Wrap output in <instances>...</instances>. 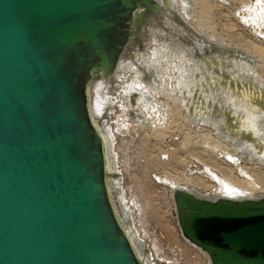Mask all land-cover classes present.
I'll list each match as a JSON object with an SVG mask.
<instances>
[{"label":"water","instance_id":"obj_1","mask_svg":"<svg viewBox=\"0 0 264 264\" xmlns=\"http://www.w3.org/2000/svg\"><path fill=\"white\" fill-rule=\"evenodd\" d=\"M109 7L0 0V264H132L110 240L70 67L110 23ZM186 228L215 264H264V213L193 217Z\"/></svg>","mask_w":264,"mask_h":264},{"label":"bare ground","instance_id":"obj_2","mask_svg":"<svg viewBox=\"0 0 264 264\" xmlns=\"http://www.w3.org/2000/svg\"><path fill=\"white\" fill-rule=\"evenodd\" d=\"M178 2L185 8L190 3L189 0H110L112 13L106 15L112 17L110 23L105 22L88 45L81 43V50L78 47L70 62L76 77L72 83L79 92V117L86 126L88 154L96 169L101 208L102 211L105 208L112 234L110 240L116 245L124 243L132 264H163L165 259L153 250V245L159 250L157 239L152 238L148 245L141 236L135 213L126 201L122 172L126 162L115 146L118 131L107 121L117 108L122 115L117 116L115 127L123 125L121 131L127 133L132 123L150 124L148 113L155 110L158 115L162 111L159 123L167 120L164 108L169 104L156 99L157 95H165L181 104L189 114L186 118L214 128V133L236 149V154H226L230 164H264V85L241 69L248 61L237 47L226 53L214 50L194 63L182 45L168 46L164 39L166 31L175 30L171 28L182 17ZM240 5L237 19L264 43V0H247ZM150 46L156 50L151 51ZM259 51L264 55V49ZM142 98L147 101L143 102ZM152 122L153 126H161ZM206 174L210 182H216L213 174L207 170ZM225 192L202 194L193 188L171 186L178 234L207 264H215L212 253L187 237L189 219L264 213V195H245L237 186H227ZM230 192L233 194L228 195ZM237 261L263 264L238 257L232 262Z\"/></svg>","mask_w":264,"mask_h":264},{"label":"rangeland","instance_id":"obj_3","mask_svg":"<svg viewBox=\"0 0 264 264\" xmlns=\"http://www.w3.org/2000/svg\"><path fill=\"white\" fill-rule=\"evenodd\" d=\"M189 2L188 8L178 2L177 8L182 17L176 27L171 28L175 30L167 29L164 36L167 45H182L194 63L214 50L226 53L237 47L243 50L240 54L248 61L241 66L238 62L237 65L264 85V55L259 51L264 49V43L236 17L237 8L247 0ZM149 48L156 50L155 46ZM117 89L121 92V88ZM156 99L161 104H169L164 108L167 115L165 121L158 122L162 111L158 115L155 110L148 113L149 117L147 115L150 124L135 126L132 123V129L126 133L121 131L123 125L115 127V122L119 121L117 116L122 115L120 109L112 114V122L111 118L107 120L118 131L115 146L126 162V169L122 171L126 201L135 213L136 225L141 236L147 239V244L150 245L152 238L157 239L159 250L155 245L153 250L165 259L163 264H207L206 259L178 234L170 198L171 186L193 188L202 194L217 191L226 194L225 187L237 186L245 191L242 194L261 196L264 195V164H230L226 154H234L236 149L214 133V128L186 118L189 114L179 102L161 94ZM152 121L161 126H153ZM205 169L217 178L216 182L209 181Z\"/></svg>","mask_w":264,"mask_h":264}]
</instances>
